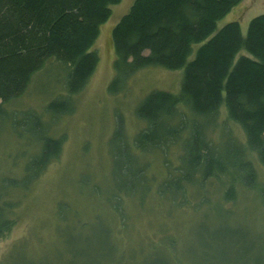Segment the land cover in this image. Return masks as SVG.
Returning a JSON list of instances; mask_svg holds the SVG:
<instances>
[{"label": "rangeland", "instance_id": "rangeland-1", "mask_svg": "<svg viewBox=\"0 0 264 264\" xmlns=\"http://www.w3.org/2000/svg\"><path fill=\"white\" fill-rule=\"evenodd\" d=\"M135 0L111 6L91 50L98 64L86 85L69 95L70 67L48 59L26 90L3 104L0 112V217L11 220L0 237V264H264V164L246 145L243 128L230 119L225 103L214 121L197 119L225 155L244 145L256 169V184L222 173L194 191L187 202L161 196L169 169L180 162L184 139L168 148L139 151L131 173L117 172L115 154L121 147L113 136L120 123L130 142L147 125L136 108L152 90L179 93L185 68L146 66L136 70L117 90L112 30ZM264 13V0H242L217 23L239 20L244 35L251 19ZM200 44L193 45L192 60ZM147 53V52H146ZM243 54L249 55L245 50ZM241 53V54H242ZM239 54V55H241ZM69 97L73 110L52 115L48 103ZM34 113L44 125H38ZM64 136L62 149L27 188L25 165L40 151L41 133ZM187 130L183 134H186ZM125 137V136H124ZM126 138V137H125ZM126 162V161H125ZM143 170L145 175L139 174ZM199 176V175H198ZM234 185L233 199L226 189ZM3 205V206H2Z\"/></svg>", "mask_w": 264, "mask_h": 264}, {"label": "trees", "instance_id": "trees-1", "mask_svg": "<svg viewBox=\"0 0 264 264\" xmlns=\"http://www.w3.org/2000/svg\"><path fill=\"white\" fill-rule=\"evenodd\" d=\"M119 1L0 0V112L4 103L26 90L33 74L50 58L70 67L66 80L69 95L79 92L99 61L91 48L100 25ZM241 1L135 0L112 30L116 54L112 91L142 67L185 68L179 93L152 90L136 108L137 116L147 125L133 142L124 134L122 123L112 138L116 144L121 137L119 141L130 155L117 163L122 156L117 146L116 169L124 174H130L131 165L138 163L139 151L155 147L166 155L170 145L184 139L179 164L169 169L164 184L157 188L161 196L170 193L173 202H187L197 187L222 173L242 176L248 186L256 184L257 175L244 145L238 143L227 151L229 155L223 154L207 136L204 124L181 111V104L194 115L214 121L225 103L228 117L243 128L247 147L264 164V13L251 19L246 35L239 20L217 28L218 21ZM194 44L200 46L188 61ZM72 105L68 96L58 97L47 109L58 115L71 112ZM34 118L44 125L40 115L34 113ZM63 140L64 136L42 131L40 151L26 163L22 187L27 188L58 157ZM140 172L143 177L145 173ZM197 181L194 191L188 188ZM260 192L264 196V186ZM234 195V185L228 186L226 198ZM11 225L3 213L0 237Z\"/></svg>", "mask_w": 264, "mask_h": 264}]
</instances>
